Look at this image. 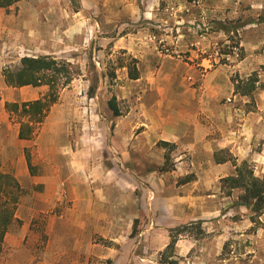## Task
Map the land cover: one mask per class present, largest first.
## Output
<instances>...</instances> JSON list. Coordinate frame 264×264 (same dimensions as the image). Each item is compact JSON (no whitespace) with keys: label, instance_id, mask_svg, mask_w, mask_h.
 Segmentation results:
<instances>
[{"label":"rangeland","instance_id":"rangeland-1","mask_svg":"<svg viewBox=\"0 0 264 264\" xmlns=\"http://www.w3.org/2000/svg\"><path fill=\"white\" fill-rule=\"evenodd\" d=\"M39 4L50 6L49 14L55 16L48 39L51 56L72 64L74 76L60 88L52 107L54 150L40 152L34 169L55 176L59 185L48 190L29 186L22 194L56 200L57 205L32 220L41 232L39 240H49L43 235L47 226L55 231V215L63 222L65 178L86 172L87 193L105 216L114 213L123 229L88 236L89 264H116L114 258L123 250L136 256L150 252L160 260L157 253L169 244V231L185 225L190 227L179 237L175 253L178 245L193 247L180 264H264V214L253 219L239 205L243 191L223 182L244 161L256 177L264 176V0H17L5 14L18 17L24 10L31 24L33 7ZM11 38L9 45H0L3 71L18 68L23 57L43 55L31 36ZM134 66L137 80L129 78ZM248 80L249 88L257 81L256 89L242 95L247 89L237 91V86ZM112 97L120 116L109 108ZM193 97L201 104V122H210L207 139L213 141V156L204 147L196 151L206 167L191 165L193 151L159 142L161 151L154 148L147 155L155 168H125L127 154L113 149L117 121L127 128L129 113L136 126L140 118L150 123L151 115L175 117L178 103ZM209 112L215 123L204 115ZM246 122L250 140L245 139ZM133 128L137 133L143 129ZM185 180L190 181L183 184ZM183 215L191 221L182 223Z\"/></svg>","mask_w":264,"mask_h":264},{"label":"crops","instance_id":"crops-1","mask_svg":"<svg viewBox=\"0 0 264 264\" xmlns=\"http://www.w3.org/2000/svg\"><path fill=\"white\" fill-rule=\"evenodd\" d=\"M9 8L12 9V6ZM49 8L50 6L44 4L34 6L33 13H36V15L31 24L25 21L23 17L24 10H21L18 15L20 18H18L12 13L5 14V8H0V45L2 42L5 45H9L12 42L11 36L15 34L18 38L31 36V41L34 43L33 47L38 46L39 50H42L41 54L51 56L53 52L51 47H48V39L55 16L49 14ZM42 13L46 15L48 22L44 21ZM42 42H44V45L40 46ZM5 54H7L6 51ZM46 91L47 88L45 86H24L19 88L7 86L4 81L3 66L0 60V174L12 175L19 183L22 194L24 189H29V186L41 184L45 185L48 190L51 185H59L60 181H56L55 176H50L48 173H31L26 158V152L28 151L31 155L32 166L35 169V165L39 163L37 162V155L40 152L44 153L54 150V144L50 142L53 134L50 131L53 123L51 111L55 104L50 106L42 123L33 125L34 132L29 139H21L19 136L21 123L28 122V117H22L18 113L9 111L6 105L44 99L48 94H45ZM178 105L181 106V110L178 111L175 117L163 119L156 117V115H151L150 123L146 121V118H144L145 120L140 118V122L136 126L134 122L137 119H135L134 114L129 113L127 115V128H123L121 122L117 121V129L113 136L115 141L113 149L122 154H127L123 156L124 163H126V166L124 165L125 168L133 170L155 168L152 162L149 164L150 161L147 155L154 148V152L161 151L157 148V143L159 142L168 145L175 144L183 149L193 151V157L194 155L195 157L191 165L194 168L206 167L203 165V160H198L197 152H200L198 150L199 147H204L207 151H211L213 156V141L207 139L210 132V122L207 121L205 124L201 122V114L199 113L201 104L196 101L195 97H193L191 102L182 101V104L178 103ZM204 115L213 123L217 121L214 116V118H211L210 112ZM134 126L143 127V129L140 133H137L134 130L135 128H133ZM245 129L247 130L245 139H252L253 134L248 129V122L245 123ZM61 142L63 141L61 140ZM35 156L37 158L36 161L34 160ZM69 163L71 171H75L73 170L74 162L71 161ZM209 163H211V168L216 167V164L213 166L212 162ZM217 164L222 165L221 163ZM74 173L71 172L70 176L65 178L63 182L66 187V202L62 213L63 222H61V217L55 215V222L57 223L55 231H53L52 226H47V229L43 232V235L49 237L46 243L39 240L41 232L32 226V220L35 216L42 215L45 212V208L51 207L52 204L54 206L57 205L55 198L50 200L46 197L48 196L47 194L34 193L25 198L21 194L15 212V219L4 238L0 264H89V247L91 244L89 246L87 243L88 236L98 234L105 237L109 232H121L123 230L120 229L115 214L111 213V215L105 216L97 206L98 200L87 193L86 182L88 178L86 172L84 176L86 179L81 172L78 176ZM183 184H188V182ZM117 192L120 193L121 189H117ZM28 199L32 201V206L30 207L25 205V201H28ZM127 215L123 214L122 216ZM180 218L183 219L182 223L191 221L190 218L185 219V215L180 216ZM15 222L18 225H15ZM126 246L128 247V244ZM178 247L180 250L176 254L177 257L187 260L193 245L185 244L178 245ZM99 251L102 250L99 249ZM127 251L123 250L120 255L114 258V262L117 264L120 259H123L125 264L131 262L133 264H161L158 258L154 259L152 257L150 252L145 256H136L133 252ZM160 253L158 252L157 256ZM188 264L193 263L188 262Z\"/></svg>","mask_w":264,"mask_h":264},{"label":"trees","instance_id":"trees-1","mask_svg":"<svg viewBox=\"0 0 264 264\" xmlns=\"http://www.w3.org/2000/svg\"><path fill=\"white\" fill-rule=\"evenodd\" d=\"M17 0H0V8L12 6ZM4 81L9 87L33 86L39 87L46 85L49 92L44 99L22 104H7L6 108L18 113L22 117H28V122H22L19 136L21 139H29L34 132V124L42 123L46 112L50 106L56 103L59 97L60 88L68 86L73 81V66L66 61L57 60L50 55L38 57H23L20 66L15 70L5 69L3 71ZM129 78L136 80L139 78V72L136 66L129 69ZM249 82L241 83L237 86L242 95H249L256 89L257 81H252V87L249 88ZM110 110L115 116H120L116 97H112L108 102ZM32 123V124H31ZM164 145H168L164 143ZM219 153L215 154L218 163L223 159H218ZM27 164L31 173H34V167L31 163V155L26 152ZM235 174L223 179L231 189H241L243 194L240 197L239 205L249 209L254 219L264 214V176L256 177L253 170L246 161L240 165L235 164ZM190 180H185L184 183ZM22 189L17 180L10 174H0V255L3 249L5 235L15 219V212L19 203ZM192 225V224H191ZM190 226H178L171 229L170 242L160 253L161 264H180V259L175 253L176 244L179 237Z\"/></svg>","mask_w":264,"mask_h":264}]
</instances>
